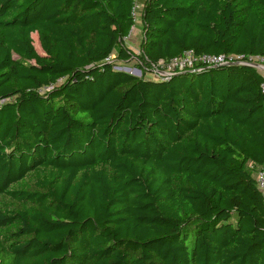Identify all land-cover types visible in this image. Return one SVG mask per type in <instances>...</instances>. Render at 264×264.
Segmentation results:
<instances>
[{
	"label": "trees",
	"instance_id": "16d2710c",
	"mask_svg": "<svg viewBox=\"0 0 264 264\" xmlns=\"http://www.w3.org/2000/svg\"><path fill=\"white\" fill-rule=\"evenodd\" d=\"M250 57L264 0H0V264H264Z\"/></svg>",
	"mask_w": 264,
	"mask_h": 264
},
{
	"label": "built area",
	"instance_id": "2783aa9c",
	"mask_svg": "<svg viewBox=\"0 0 264 264\" xmlns=\"http://www.w3.org/2000/svg\"><path fill=\"white\" fill-rule=\"evenodd\" d=\"M136 5L132 8V16L135 20V16L138 15L136 12ZM242 56H238L237 59H241ZM256 58L259 57H250L249 60L243 61L244 63L257 68L262 71L264 74V65L256 63ZM232 59V56L226 57L224 54L210 55V54H195L193 51H185L177 57H173L169 60H159L158 63L152 66V69L147 72V74H154L157 79L165 80L167 77L176 70H182L184 68H191L196 64H206V65H222L229 63ZM264 60V58H259ZM139 69V68H138ZM141 74V71L139 69ZM134 74V73H133ZM137 76L136 74H134ZM261 91L264 94V83L260 85ZM256 184L258 188L264 193V166L256 173Z\"/></svg>",
	"mask_w": 264,
	"mask_h": 264
},
{
	"label": "rangeland",
	"instance_id": "374dc122",
	"mask_svg": "<svg viewBox=\"0 0 264 264\" xmlns=\"http://www.w3.org/2000/svg\"><path fill=\"white\" fill-rule=\"evenodd\" d=\"M137 9H136V12L138 13V15L135 16V24L132 28V30L130 31V34L128 37H126L124 39L125 41V44L128 48H130L131 50H133L134 52L138 53L139 52V41H140V38H141V25H140V20H139V13H140V5L138 4H135ZM32 38H33V45L36 49V51L39 53V54H43L41 48H40V45L38 43V40H37V35L36 33H33L32 34ZM256 63L260 64V65H264V60H261L259 58H256ZM127 69L128 72H131V73H134V74H138L137 76L140 75V72H139V69L137 67V63H136V60L134 59H131L129 60L128 62H125L123 64H120L119 65V69ZM147 76L149 77H152V78H155L156 76L154 74H146Z\"/></svg>",
	"mask_w": 264,
	"mask_h": 264
},
{
	"label": "water",
	"instance_id": "95a60500",
	"mask_svg": "<svg viewBox=\"0 0 264 264\" xmlns=\"http://www.w3.org/2000/svg\"><path fill=\"white\" fill-rule=\"evenodd\" d=\"M119 70H121V71H123L124 73H127V74H133V73H131V72H128V70L127 69H119ZM134 75V74H133Z\"/></svg>",
	"mask_w": 264,
	"mask_h": 264
}]
</instances>
